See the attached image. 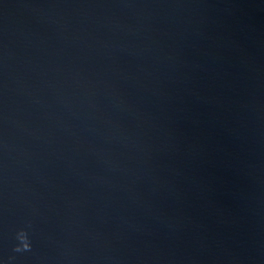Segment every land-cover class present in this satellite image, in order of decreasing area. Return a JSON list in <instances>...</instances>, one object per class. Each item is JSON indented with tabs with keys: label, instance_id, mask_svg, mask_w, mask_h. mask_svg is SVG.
Masks as SVG:
<instances>
[{
	"label": "water",
	"instance_id": "1",
	"mask_svg": "<svg viewBox=\"0 0 264 264\" xmlns=\"http://www.w3.org/2000/svg\"><path fill=\"white\" fill-rule=\"evenodd\" d=\"M0 264H264V0H0Z\"/></svg>",
	"mask_w": 264,
	"mask_h": 264
}]
</instances>
